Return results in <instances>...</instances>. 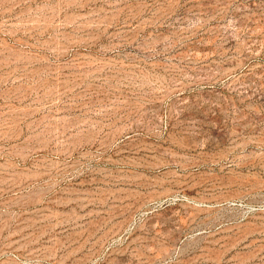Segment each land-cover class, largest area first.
<instances>
[{"label":"rangeland","instance_id":"1","mask_svg":"<svg viewBox=\"0 0 264 264\" xmlns=\"http://www.w3.org/2000/svg\"><path fill=\"white\" fill-rule=\"evenodd\" d=\"M0 264H264V0H0Z\"/></svg>","mask_w":264,"mask_h":264}]
</instances>
